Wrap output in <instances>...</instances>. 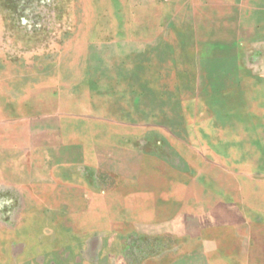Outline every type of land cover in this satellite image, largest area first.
<instances>
[{
    "label": "crops",
    "instance_id": "crops-1",
    "mask_svg": "<svg viewBox=\"0 0 264 264\" xmlns=\"http://www.w3.org/2000/svg\"><path fill=\"white\" fill-rule=\"evenodd\" d=\"M248 12L242 28L264 29V8ZM177 43L173 26L95 24L53 68L0 51V264H264L244 203L228 221L226 200L194 193L210 184L211 158L172 133L179 72L164 45ZM233 44L206 77L250 89L252 144L263 146L264 47ZM245 175L258 182V170ZM212 219L235 232L209 236ZM227 239L231 248H197Z\"/></svg>",
    "mask_w": 264,
    "mask_h": 264
},
{
    "label": "rangeland",
    "instance_id": "rangeland-1",
    "mask_svg": "<svg viewBox=\"0 0 264 264\" xmlns=\"http://www.w3.org/2000/svg\"><path fill=\"white\" fill-rule=\"evenodd\" d=\"M256 8H264V0H0V51L5 59L19 60L21 67L35 65V70H42L43 61L50 60L53 68L76 42L78 48H85L95 24L177 27V45H164L165 52H172L173 71L177 66L179 72L178 113L172 114L177 123L172 133L192 140L211 158L206 177L210 184L204 189L196 185L194 193L211 202L226 200L231 207L228 221L236 218L235 204L242 201L244 216L256 222L245 232L258 236V244L264 247V145L252 144L254 97L249 88L242 95L235 94L233 87L221 91L219 81L206 77L210 71L218 72V57L236 55V39H253L256 48L263 49L264 29L247 32L240 25L244 15ZM254 148L262 151L258 160L251 155ZM241 170L243 178L236 176ZM251 170L259 171L255 184L245 175ZM205 227L209 236L230 238L235 232L232 224L214 219ZM215 244L231 248L233 241H210L197 248L211 250ZM211 259L218 264V257Z\"/></svg>",
    "mask_w": 264,
    "mask_h": 264
}]
</instances>
